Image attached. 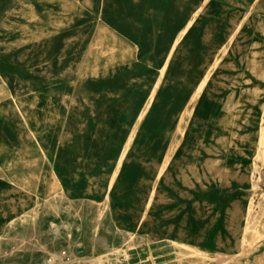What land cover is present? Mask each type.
I'll return each mask as SVG.
<instances>
[{"label":"rangeland","instance_id":"obj_1","mask_svg":"<svg viewBox=\"0 0 264 264\" xmlns=\"http://www.w3.org/2000/svg\"><path fill=\"white\" fill-rule=\"evenodd\" d=\"M239 26L248 52L197 94L211 43ZM260 49L264 0H0V264L258 262ZM188 198L206 241L179 246L149 214Z\"/></svg>","mask_w":264,"mask_h":264},{"label":"bare ground","instance_id":"obj_2","mask_svg":"<svg viewBox=\"0 0 264 264\" xmlns=\"http://www.w3.org/2000/svg\"><path fill=\"white\" fill-rule=\"evenodd\" d=\"M200 10H198L196 12H195V9L192 10L190 16L187 18V20L190 19L188 25H190V24L193 23L194 19L200 13ZM251 13L252 12L250 10H247L246 11V14L243 15V18H242L243 20H242V22H241L240 25H242L243 23L246 22V20L249 19ZM240 29H241L240 26L237 27V28H234V29L233 28H230V33H228L229 35L226 36L223 41H217L215 43H211L212 44V46H211L212 49L210 50V52L206 55V57L204 59V63L202 64L203 65L202 66L203 70H202V72L200 73L199 76L195 77V79L193 81L194 84H196L197 82H199L198 86L195 87L197 94H200L201 93V91L206 86L207 82L209 80H211V79L213 81H215V80H217V79L220 78L221 81H225V78L228 77V71H227V69L230 66V63H232V61H233V59H230V60L228 59L229 60L228 63H226V61H224L225 56L229 52H231V51L241 52V51H244V49L245 50L248 49V47H246L245 43H243V41L241 39H239V37L241 35L240 34L241 32H239ZM180 40L181 41L177 42L178 43L177 46H175L174 49L171 51V53L169 55V59H168L167 62H169L170 59H172V57H173V55L175 53L176 47H178L179 45H181V43L184 40V37H180ZM261 42L262 41H257V44L258 45H262ZM248 50H246V51L248 52ZM258 52L262 54L261 62L263 63V61H264V49H260V50H258ZM163 78H164V72H162L160 74V80L158 81L159 84L153 89V95H155L157 93V91L159 90V87H160V85H161V83L163 81ZM222 79H224V80H222ZM188 111H189L188 113L190 114V110H188ZM181 130L184 131L185 130L184 127L181 128ZM259 142H260V144H263L264 143V125H262V127H261V133H260ZM262 152H263L262 148H258V152H257L258 155L261 154ZM165 164L166 165L164 166V168L166 166H168V163L167 162ZM96 222H97V220H96ZM249 230H250V222H247L246 225H245V229H244V232H243V236H246ZM92 240H93V238H92ZM173 242L176 245H179V246L184 245V242L182 240H174L173 239ZM241 244H242V249L245 251L247 249L245 240H243V242ZM96 258H97L96 255H90L88 257H83V258H78L77 257L76 259L79 260V261H93ZM215 258L219 262H221V260L223 258L224 259L231 258V255L219 254ZM52 264H63V263L61 261H55ZM66 264H72V263H71V261H69ZM255 264H264V255H263V257H261V259L258 262L256 261Z\"/></svg>","mask_w":264,"mask_h":264},{"label":"crops","instance_id":"obj_3","mask_svg":"<svg viewBox=\"0 0 264 264\" xmlns=\"http://www.w3.org/2000/svg\"><path fill=\"white\" fill-rule=\"evenodd\" d=\"M199 193H196L195 201L197 202L200 200ZM200 201H198L199 203ZM125 206L124 209L121 211L120 208L117 210L120 213L125 212ZM191 202L190 198L188 200H183V205H181V210L176 213L171 214H164L165 216L161 215L162 210H153L152 214L150 213L149 216H151V219L153 220L154 227L153 230L158 233V228L161 234L168 238H176L180 239L183 242H193L196 244H201L202 241H206V239H203L202 234L197 233V230L191 227L190 220H191ZM150 211V210H149ZM137 210H133V213H136ZM129 213V211H128ZM131 213V212H130ZM118 218H122V216H118ZM135 218V216H134ZM123 220V218H122ZM142 220V217L139 219ZM141 223V222H140ZM130 225V224H127ZM219 235L222 236V233H219ZM207 238V237H206ZM210 238H207L209 240ZM221 242V241H220ZM218 240V243H220Z\"/></svg>","mask_w":264,"mask_h":264}]
</instances>
